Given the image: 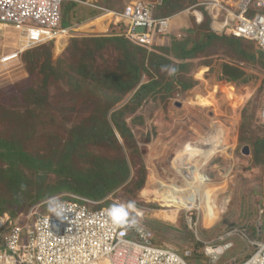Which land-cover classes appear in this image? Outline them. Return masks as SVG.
I'll return each instance as SVG.
<instances>
[{
	"label": "rangeland",
	"instance_id": "obj_1",
	"mask_svg": "<svg viewBox=\"0 0 264 264\" xmlns=\"http://www.w3.org/2000/svg\"><path fill=\"white\" fill-rule=\"evenodd\" d=\"M79 1L85 3H77L76 9L70 7L64 14V22L70 20L74 24L68 28L71 30L68 37L62 36L57 46L46 44L28 51L42 54L33 73L24 62L26 54L8 63L6 68L0 65V146L15 145L29 156L54 161L68 152L69 147L64 146L74 144L78 136L73 134L80 131L82 143L71 153L70 170L89 173L95 161L92 156L112 161L123 158L129 168L127 181L105 199L94 201L97 206H123L128 217L151 232L153 246L175 250L182 258L190 255V264H210L212 257L207 250L229 244L232 247L220 256L217 264L246 259L256 250L255 242L264 239V231L262 237L258 233L260 228L264 230V213L261 215L264 211V123L260 119L264 60L257 58L248 62L243 54V51L258 53L259 49L250 41L243 40L241 47H236L228 40H217L207 44L187 61V66L171 76L172 67L166 69L164 64L158 67L159 59L150 62L149 56L154 52L147 49L141 52L133 48L130 41L127 44L96 42L94 39L114 36L110 32L80 30L104 14L122 13L136 0ZM143 1L154 8L156 17H164L160 10L163 0ZM217 1L235 9L239 0ZM92 2L99 10L90 5ZM196 2L188 1L179 13L168 17L172 18V27L178 24L179 28L168 34L167 47L174 40H188L191 42L188 47H192V43L207 42L206 35L210 32L200 26L202 23L198 24L197 18L203 12L205 20H212L207 5L213 1ZM74 39L77 42H72ZM21 42L13 29L0 26V63L11 56ZM125 47L134 50L138 57H144L145 66H153L154 74L167 72L164 81L174 83L168 96L162 91L165 98L160 95L143 99L138 106V99L130 102L142 85L148 83L147 71L142 72L140 83L127 96H119L121 87L104 79V73L109 71L123 74ZM47 50L52 51L54 70L44 66ZM168 57L174 63H184L173 59L172 55ZM226 64L244 69L245 79L225 80L221 69ZM42 72L49 73L48 79ZM126 78L132 82L128 76ZM179 81L192 87L182 90ZM117 96L118 103L113 105ZM177 102L180 107L176 106ZM122 108L124 117L117 118L116 124L127 130L128 140L118 134L110 118ZM107 125L114 133L112 139L101 136ZM222 130L229 137L226 145L222 143ZM205 139H214L218 149L208 162L196 154ZM258 142H261L259 146ZM183 149L184 154H196L183 166L197 163L195 170L206 180V186L198 189L200 193L189 190L184 205H180L169 201V194L158 190L156 181L185 187L184 174L174 172L171 163ZM11 161L16 164L15 168L23 169L27 179L17 187L8 180L10 174L3 173L9 163L0 160V207L17 203L30 205L27 215L20 217L23 227L33 228L34 222L28 224L27 217L47 213L57 202L87 199L68 188L49 196L50 189L58 182L54 174L46 171L31 174L17 157ZM75 180L77 178L70 181V188H75ZM41 191L46 193V198L39 200ZM130 238L137 241L133 235Z\"/></svg>",
	"mask_w": 264,
	"mask_h": 264
},
{
	"label": "built area",
	"instance_id": "obj_2",
	"mask_svg": "<svg viewBox=\"0 0 264 264\" xmlns=\"http://www.w3.org/2000/svg\"><path fill=\"white\" fill-rule=\"evenodd\" d=\"M212 1L207 10L215 32L253 42L264 52V0H239L235 9ZM69 2L85 3L0 0V26L13 29L22 41L3 60L18 61L26 51L68 37L71 30L63 27V7ZM95 4L90 5L99 10ZM113 16L127 25L124 36L145 48L170 34L172 28V18L156 17L154 8L141 1ZM260 118L264 123V99ZM96 205L82 198L57 202L47 213L27 217L28 224L34 222L33 228L23 227L20 217L9 221L6 214L0 216V264H190L175 250L153 246L151 232L128 217L123 206L95 209ZM231 247L209 248L210 264H217ZM255 247L248 259L232 264H264V241L255 242Z\"/></svg>",
	"mask_w": 264,
	"mask_h": 264
},
{
	"label": "trees",
	"instance_id": "obj_3",
	"mask_svg": "<svg viewBox=\"0 0 264 264\" xmlns=\"http://www.w3.org/2000/svg\"><path fill=\"white\" fill-rule=\"evenodd\" d=\"M188 1L192 4L197 3L196 2L197 0H163L160 6V10L164 14V17L174 16L175 14L180 12V9H182L183 6ZM77 6H78L77 3L69 2L67 3L66 7L65 6L63 7V26L65 28L71 27L74 24L70 20L68 21L66 20L64 22V14L66 13L68 8L73 7L74 9H76ZM200 15H201L200 18H197L198 24L202 23L200 26L206 27L210 32L208 35H206V39H207L206 43L197 44L196 42V43H192V47H188L189 45H191V42H189L188 40L187 41L174 40L171 46L167 47L169 38L168 36H165L160 39H157L155 41V44L151 48L141 47L130 41L133 45L138 46L139 48L134 47L133 45L132 47L138 49L141 52H146L145 51L146 49L154 52L151 53V55L149 56L150 62L155 59H159L161 61L158 67L161 68L162 64H164V67L166 69L172 67L171 76H174L178 71H180L182 68L187 66L189 64L187 61L193 59L197 52L204 50L207 44L211 45L217 40L225 39L230 41L231 43H234L236 47H241L240 42L245 39H239L233 37H229L231 39H228V37L214 31L212 20L211 21L209 19L205 20V16L203 12L200 13ZM110 23L111 26L108 32H110L111 35H113L114 37L97 38L94 39V41L96 42H101L103 40H107L109 42L119 41L120 43L127 44L129 40L127 39V37L124 36L127 25L121 19L115 18L112 13L104 14L103 17L101 16L97 18L91 24L82 26L80 30L84 31L85 29H93V31H99L103 33L107 31ZM72 42H77V40L74 39ZM37 48H40V46ZM257 48L259 49L258 53H244L243 51L244 57L246 56L248 62L256 61L257 58H261L264 60V52L258 46ZM24 54H26L24 62L27 64V67L30 69V72L33 73V68L39 63L42 54L39 55L36 53V51L35 52L26 51L25 53L22 54V56ZM168 55L170 56L172 55L173 59L184 63L181 64L174 63V61L171 60L168 57ZM37 56L38 58H36ZM45 56H46V61L44 63V66L48 67V69L50 70H54L53 61H52V51L47 50ZM122 57H123L122 63H124V71H122L123 74H111L110 71L104 73V79H107L109 84L118 85L121 87L120 90L121 94L119 96H127L137 87V85L140 83V79L143 71H147V73L150 75V79L147 84L142 85V87L135 93V95L132 97L130 102L133 103L138 99V104H137L138 106L140 105L143 99H147V98L155 99L160 95L164 96V94H162L163 93L162 91H164L165 95L167 94L168 96V92L174 89L171 86L174 83L164 81V77L166 75L168 76L167 72L164 75L161 73L154 74L152 72V69L154 67L151 66L147 68L144 63V57H138L137 53L134 50H127V48L125 47L122 53ZM222 68L223 69H221V71L223 73V76L225 80L229 82H239L245 79V75H246L245 70L240 67H237L236 65L226 64ZM42 74L45 76V79H48L49 73L42 72ZM153 75L155 77H153ZM121 76H123L122 78L126 79V81H123ZM126 76H128V78L132 80V82H129ZM179 84L181 85L182 90H188L192 87L191 84H183L182 81H179ZM119 96L116 97V100L113 103V105L118 103L117 101L119 100ZM113 105H111V107ZM123 109L124 108L113 112L110 115V118L114 122L118 134L123 139H126L127 137L129 138L130 136L127 135L128 133L127 130L122 129V127L117 125L118 123L116 124L117 118L124 117ZM131 111H135V109ZM106 115H107V111H106ZM260 116H261V110H260ZM220 132L218 133L219 137L221 135ZM79 134L80 131L77 132L76 134H73L75 136H78V138L74 139L75 143L72 144L71 146H69V143H67L64 147L65 148L69 147L66 149V150L69 149L68 152L66 151L64 152V155L61 154L60 157L54 158V161L42 157L29 156L22 150V147L18 148L15 145L6 144L4 146H0V160L4 162L7 161L9 163L7 164L6 171H3L4 175H6V173H9L10 177L8 176V180L10 182L16 183L17 187H21L24 184L25 180L27 179L26 173L21 168L18 167L15 168L16 164L12 163L11 161L12 158L17 157L18 162H20L23 166H28L29 171H31V174L40 173V171H46L56 176V180L58 182L54 185L52 189H50V192L48 193L49 196L51 195L53 196V194L59 193L60 191H63L65 188H68L69 190L75 192L76 194L87 198V200L89 201L94 202L105 199L116 188H118V186H121L124 182L127 181L129 177V168L125 162V159L123 158L120 159L119 161L118 160L112 161L106 159L99 160L97 159V157L92 156L91 158L95 161L93 163L92 171H90L89 173L84 174L81 173L80 171H76L73 169L70 170L69 165H70L71 153L74 151L75 148L78 147V145L82 143V139L80 138ZM103 135L108 139L114 138V133L112 132V129L109 125L106 126L105 131L101 132V136ZM222 136L224 137L222 138V143L224 145L228 144L229 137L227 136V132L225 130H222ZM260 143L261 142H258L257 145L259 146ZM11 174H13L14 176H12ZM75 178H77V180L73 182L75 188H70L71 185L70 181H73ZM140 183L141 184L138 186L139 188L142 185V181ZM56 185L59 186L56 187ZM43 193L44 191H41L39 193V196L37 197L39 200L46 198V193L45 194ZM73 200L75 201L76 199ZM28 206H24V204L22 203H17V205L12 204L8 207L7 206L0 207V216L6 214L9 218V221H12L18 217L27 215L28 213L27 211L31 207L30 205ZM94 208L99 209L102 207L96 205ZM260 229L261 231H259L258 233H259V237H262L261 235H263L264 230L263 227ZM260 241H264V239ZM190 258H191L190 255L185 257L187 261H191ZM246 259H248V257Z\"/></svg>",
	"mask_w": 264,
	"mask_h": 264
},
{
	"label": "bare ground",
	"instance_id": "obj_4",
	"mask_svg": "<svg viewBox=\"0 0 264 264\" xmlns=\"http://www.w3.org/2000/svg\"><path fill=\"white\" fill-rule=\"evenodd\" d=\"M8 63H9L8 60H5L2 61L0 65L6 68L8 66ZM215 143L216 141L214 139L211 141L205 139L203 142H200L201 147H199V151L195 153L197 154V156L202 157V159L205 160V162H208L212 157L216 155L218 151L217 145ZM184 153H185L184 149L183 151L177 153L176 156L171 161V163L174 172L178 174L181 172L184 174L182 175V178L185 179V187H179L175 184L167 185L164 182L156 181L159 182L158 187L160 189L157 187L158 190L161 189L164 190L165 194H169L170 196L169 201L180 205H184L185 203L184 200L187 198L188 193L190 192L189 190L193 189L196 192L198 191V193H200L198 189H201L202 186H206L204 185V182H206V180H204V178L200 175V173L195 170L197 163L192 164L190 167L183 166L186 165L187 163H190L191 160H193V158L196 157V154L193 153L194 156H191L190 153L188 154H184Z\"/></svg>",
	"mask_w": 264,
	"mask_h": 264
},
{
	"label": "crops",
	"instance_id": "obj_5",
	"mask_svg": "<svg viewBox=\"0 0 264 264\" xmlns=\"http://www.w3.org/2000/svg\"><path fill=\"white\" fill-rule=\"evenodd\" d=\"M136 1H141V2H144L143 0H136ZM144 3H146V2H144ZM113 14V13H112ZM103 16V15H102ZM101 17V16H100ZM110 26H111V23H110V25H109V27H108V29H107V31L106 32H108L109 31V29H110ZM177 28H179L178 27V24H176V25H174L172 28H171V31H173V32H176V30H177ZM105 32V33H106ZM58 43V42H57ZM57 46V45H56Z\"/></svg>",
	"mask_w": 264,
	"mask_h": 264
},
{
	"label": "water",
	"instance_id": "obj_6",
	"mask_svg": "<svg viewBox=\"0 0 264 264\" xmlns=\"http://www.w3.org/2000/svg\"><path fill=\"white\" fill-rule=\"evenodd\" d=\"M176 106H177V107H180V106H181V104L177 102V103H176Z\"/></svg>",
	"mask_w": 264,
	"mask_h": 264
},
{
	"label": "clouds",
	"instance_id": "obj_7",
	"mask_svg": "<svg viewBox=\"0 0 264 264\" xmlns=\"http://www.w3.org/2000/svg\"><path fill=\"white\" fill-rule=\"evenodd\" d=\"M166 18H168V17H166ZM64 27V26H63ZM65 28V27H64ZM69 28V27H68ZM168 36V35H167ZM49 44H54V43H49ZM55 45H57V43L55 44ZM173 71H174V69H173Z\"/></svg>",
	"mask_w": 264,
	"mask_h": 264
}]
</instances>
